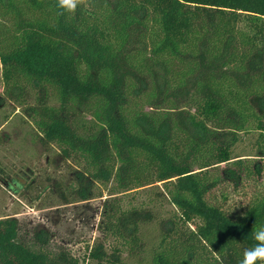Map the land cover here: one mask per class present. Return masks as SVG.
Returning <instances> with one entry per match:
<instances>
[{
    "label": "trees",
    "instance_id": "1",
    "mask_svg": "<svg viewBox=\"0 0 264 264\" xmlns=\"http://www.w3.org/2000/svg\"><path fill=\"white\" fill-rule=\"evenodd\" d=\"M58 12L55 0H0V108L18 109L66 164L26 185L33 200L100 199L104 240L80 254L4 218L0 264H239L264 225V0ZM252 131L255 159L235 153ZM223 187L253 189L234 213Z\"/></svg>",
    "mask_w": 264,
    "mask_h": 264
},
{
    "label": "rangeland",
    "instance_id": "2",
    "mask_svg": "<svg viewBox=\"0 0 264 264\" xmlns=\"http://www.w3.org/2000/svg\"><path fill=\"white\" fill-rule=\"evenodd\" d=\"M257 134V131L243 133L235 153L257 158L254 144ZM0 168L8 173L6 182L0 181V219L17 218L28 227L52 229L58 242L67 243L80 254L87 244L104 240L98 230L100 199L63 206L55 197L45 195L42 200H33L35 193L27 192L26 185L33 178L65 176L67 168L56 151L43 148L35 139L32 125L11 105L0 108ZM224 189L230 192L225 208L235 213L245 205L253 187L246 189V196L243 190L235 191L232 187H223L220 192ZM146 232L150 237L156 236V226L147 227Z\"/></svg>",
    "mask_w": 264,
    "mask_h": 264
},
{
    "label": "clouds",
    "instance_id": "3",
    "mask_svg": "<svg viewBox=\"0 0 264 264\" xmlns=\"http://www.w3.org/2000/svg\"><path fill=\"white\" fill-rule=\"evenodd\" d=\"M87 3L88 0H55L59 15H74ZM252 239L254 244L244 249L239 264H264V225L253 227Z\"/></svg>",
    "mask_w": 264,
    "mask_h": 264
}]
</instances>
